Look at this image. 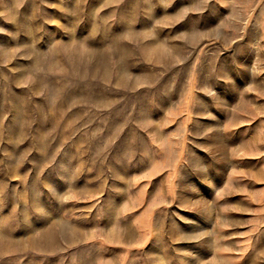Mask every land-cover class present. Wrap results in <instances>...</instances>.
<instances>
[{"label":"rangeland","instance_id":"374dc122","mask_svg":"<svg viewBox=\"0 0 264 264\" xmlns=\"http://www.w3.org/2000/svg\"><path fill=\"white\" fill-rule=\"evenodd\" d=\"M0 264H264V0H0Z\"/></svg>","mask_w":264,"mask_h":264}]
</instances>
